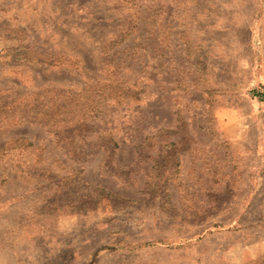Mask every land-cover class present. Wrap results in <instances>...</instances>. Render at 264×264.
<instances>
[{
    "label": "rangeland",
    "instance_id": "obj_1",
    "mask_svg": "<svg viewBox=\"0 0 264 264\" xmlns=\"http://www.w3.org/2000/svg\"><path fill=\"white\" fill-rule=\"evenodd\" d=\"M0 264H264V0H0Z\"/></svg>",
    "mask_w": 264,
    "mask_h": 264
}]
</instances>
